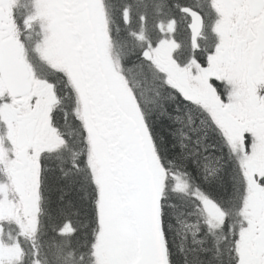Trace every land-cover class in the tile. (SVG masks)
Segmentation results:
<instances>
[{"label": "snow or ice", "instance_id": "snow-or-ice-1", "mask_svg": "<svg viewBox=\"0 0 264 264\" xmlns=\"http://www.w3.org/2000/svg\"><path fill=\"white\" fill-rule=\"evenodd\" d=\"M206 3L29 0L21 17L0 0V264H264V0ZM138 70L198 109L196 147L157 139Z\"/></svg>", "mask_w": 264, "mask_h": 264}, {"label": "trees", "instance_id": "trees-1", "mask_svg": "<svg viewBox=\"0 0 264 264\" xmlns=\"http://www.w3.org/2000/svg\"><path fill=\"white\" fill-rule=\"evenodd\" d=\"M110 8H111V0H110ZM167 14L164 13L163 17ZM26 13L24 16H27ZM116 21L113 24V30L117 31V25L119 28H123V24L120 21V13L119 11L115 12ZM161 17L152 15L149 19L150 28H154L155 20ZM136 25H134L135 27ZM183 32V31H182ZM122 39L120 35H117V41ZM186 48H188V43L186 41ZM119 50V49H118ZM137 78L141 81L142 91L145 93L146 97L151 100L153 103L150 105H143L145 111L149 113V121L152 125V130L154 135L159 140L163 138L166 144H170L173 142L174 134H178L182 129L183 133L186 134L185 142L189 145L190 148L196 147V140L202 134L199 129V116L198 109L189 108L184 104V102L180 99H173L172 94L169 93L162 87V76L158 72H151L148 78L145 77L144 73L139 72ZM159 93V94H158ZM69 106L71 102L69 101ZM163 106L167 109L165 116H159ZM69 119L71 120V115H69ZM75 127L73 123L71 125ZM68 129L66 128L65 131ZM225 181H227V174L224 176ZM45 219L46 222L51 223L47 218V204L45 203ZM63 218H57V222H61ZM73 224L79 232L73 238L74 246L76 242L85 241L87 237V241L90 242L91 233L94 230L90 226V216L84 212L81 213L80 216H72L71 217ZM170 237L172 233L169 234ZM180 242L179 237L177 238V243ZM175 252V248L173 249ZM174 260L179 262L181 257L177 254L174 256ZM85 264H90V261H86Z\"/></svg>", "mask_w": 264, "mask_h": 264}, {"label": "flooded vegetation", "instance_id": "flooded-vegetation-1", "mask_svg": "<svg viewBox=\"0 0 264 264\" xmlns=\"http://www.w3.org/2000/svg\"><path fill=\"white\" fill-rule=\"evenodd\" d=\"M205 11L206 12L209 11L206 0H205ZM177 16L179 17V20L181 21V29H180L181 35H180L179 41L182 43V47L185 48V50H183V48H181L180 51L178 52V54L181 56V58L182 57L184 58V57H187V53H188V49H189V32H188V28H187L188 21L184 17H180L179 13H177ZM167 17H168V14H166L163 18L166 19ZM155 23H156V20H155ZM208 23H211V21L209 20ZM150 30L152 32L156 31L155 27L153 29L150 28ZM205 33H206V35H208L210 37V33L207 32V29H205ZM186 41L188 43V48H186V44H185ZM40 66L42 67V65H40Z\"/></svg>", "mask_w": 264, "mask_h": 264}, {"label": "rangeland", "instance_id": "rangeland-1", "mask_svg": "<svg viewBox=\"0 0 264 264\" xmlns=\"http://www.w3.org/2000/svg\"><path fill=\"white\" fill-rule=\"evenodd\" d=\"M180 29H181V21L179 20V26H178V31H177L178 39L180 38V35H181V30ZM182 48H183V50H185L184 47H182ZM179 58H181V56ZM181 59H183V57Z\"/></svg>", "mask_w": 264, "mask_h": 264}]
</instances>
